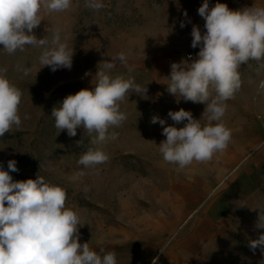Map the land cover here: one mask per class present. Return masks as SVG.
I'll use <instances>...</instances> for the list:
<instances>
[{
    "label": "rangeland",
    "instance_id": "374dc122",
    "mask_svg": "<svg viewBox=\"0 0 264 264\" xmlns=\"http://www.w3.org/2000/svg\"><path fill=\"white\" fill-rule=\"evenodd\" d=\"M217 2L231 10L245 7H231L227 0H209V6ZM84 3L73 0L70 10L46 14L45 21L33 30L38 38L46 37L51 47L59 29L61 41L74 49L70 70L41 68V47H26L13 55L0 47V68L6 69V77L23 92L21 127L0 137L4 169L14 159L19 169L10 172L14 182L40 176L63 187L66 206L77 210L81 218L80 243L88 242L101 257L114 251L117 264H151L155 256L159 264H259L264 256L259 248L253 252L248 242L264 233L255 227L260 212L264 214V186L236 198L227 218L202 244L195 240L182 246L183 234L165 233L179 212L178 199L191 192L190 166L179 169L163 161L157 145L166 137L163 127L151 119L156 116L165 120V126L183 127L168 116L169 111L181 108L201 118L205 105L170 94L167 84L171 63L190 55L197 58L199 48L191 47V29L196 24L205 31L198 15L203 0H103L105 7L100 10L86 8ZM119 52L127 55L132 70L117 63L110 75L133 79L147 87L146 94L125 96L120 110L127 119L110 127L103 142L92 144L96 134L88 136L82 129H77L75 137H69L66 130L59 133L51 116L53 108L69 94L92 89L98 63ZM262 65L264 61H249L240 66L242 87L226 102L223 122L231 130V141L214 157L221 156L227 177L240 169L243 159L255 158L264 143V137L257 135V129L264 126ZM25 115L30 118L24 119ZM89 148L104 151L108 161L83 169L77 161ZM80 170L87 175L72 181L71 176Z\"/></svg>",
    "mask_w": 264,
    "mask_h": 264
},
{
    "label": "clouds",
    "instance_id": "9594fccd",
    "mask_svg": "<svg viewBox=\"0 0 264 264\" xmlns=\"http://www.w3.org/2000/svg\"><path fill=\"white\" fill-rule=\"evenodd\" d=\"M72 5L73 0H0V47L8 55L26 47H41L44 48L39 57L41 68L48 66L52 72L70 70L74 49L61 41L59 29L53 34L51 47H47L46 37L38 38L33 30L45 20L46 14L66 12ZM84 6L92 10L105 7L103 0H85ZM198 15L205 22V31L192 25L191 47L199 48L197 58L189 56L171 63L167 91L186 102L204 104L201 118L196 119L191 111L181 108L169 111L168 116L175 125L183 127L165 126V120L156 116L151 119V123L163 127L162 135L166 137L157 145L163 161L179 169L194 161H209L227 149L231 130L223 117L226 102L242 87L238 69L249 61H264V5L254 2L251 7L231 10L225 3L217 2L210 7L209 0H203ZM184 16L187 17L186 11ZM180 27L185 24L181 22ZM117 63L132 70L127 55L119 52L98 63L92 89L69 94L59 107L53 108L51 116L59 133L66 130L69 137H75L77 129H82L88 136L95 133L91 143L97 144L108 138L110 127H118L127 119L120 110V102L129 92L146 94L147 87L131 78L111 76ZM5 73L6 69L0 68V137L22 125L19 108L23 92ZM260 88L264 90V81L260 82ZM111 138L115 139V133ZM108 159L104 151L89 148L77 164L83 169H93ZM18 170L14 159L7 162V170L0 162V264H117L114 251L101 257L88 242L80 243L81 218L77 210L66 206L67 193L63 187L40 176L14 182L10 172ZM85 175L86 171H77L71 180L78 181ZM87 190L85 187L84 191ZM255 227L264 229L261 212ZM248 247L253 252L259 248L264 256V233L249 240ZM159 252L165 254L163 249ZM151 264H159V256L153 257ZM259 264H264V259Z\"/></svg>",
    "mask_w": 264,
    "mask_h": 264
},
{
    "label": "crops",
    "instance_id": "0c3cea01",
    "mask_svg": "<svg viewBox=\"0 0 264 264\" xmlns=\"http://www.w3.org/2000/svg\"><path fill=\"white\" fill-rule=\"evenodd\" d=\"M227 1L231 7L236 8L251 7L254 2L264 5V0ZM257 131L258 136L264 137V126ZM254 134L256 133L253 132L251 135L256 136ZM257 153L259 154L255 158L243 159V164L238 167L240 169L228 177L227 171L221 165L220 155L206 162L194 161L187 175L191 183V192L178 199L179 212L169 225L171 229H167L165 233L183 234L185 238L182 246L185 242L195 240L202 244L212 236L216 228L227 218L230 205L236 198L240 195H252L259 187L264 186V143Z\"/></svg>",
    "mask_w": 264,
    "mask_h": 264
},
{
    "label": "built area",
    "instance_id": "2783aa9c",
    "mask_svg": "<svg viewBox=\"0 0 264 264\" xmlns=\"http://www.w3.org/2000/svg\"><path fill=\"white\" fill-rule=\"evenodd\" d=\"M190 56H192V55H190Z\"/></svg>",
    "mask_w": 264,
    "mask_h": 264
}]
</instances>
